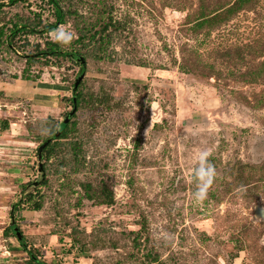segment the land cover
<instances>
[{"label": "rangeland", "instance_id": "rangeland-1", "mask_svg": "<svg viewBox=\"0 0 264 264\" xmlns=\"http://www.w3.org/2000/svg\"><path fill=\"white\" fill-rule=\"evenodd\" d=\"M56 1L69 46L48 0H0L4 264H264V0Z\"/></svg>", "mask_w": 264, "mask_h": 264}, {"label": "clouds", "instance_id": "clouds-1", "mask_svg": "<svg viewBox=\"0 0 264 264\" xmlns=\"http://www.w3.org/2000/svg\"><path fill=\"white\" fill-rule=\"evenodd\" d=\"M50 35L53 41L62 46H69L73 40L78 38L77 33L70 25H60L53 29ZM210 156L211 151L209 149L200 150L192 169V176L196 182L193 197L199 202L208 197L209 190L217 176L216 168L209 159Z\"/></svg>", "mask_w": 264, "mask_h": 264}, {"label": "trees", "instance_id": "trees-1", "mask_svg": "<svg viewBox=\"0 0 264 264\" xmlns=\"http://www.w3.org/2000/svg\"><path fill=\"white\" fill-rule=\"evenodd\" d=\"M9 1H10V3H15L17 0H9ZM48 2L52 6V9H53V12H54L55 21L53 23H51V24H48L47 26H44L43 30H41V31H36V30H29V31H31V32H35L36 31V33H39V32H42V31H44V32H50L53 29H55L58 25H60V24L63 23L65 13L62 11V9L59 6L58 2L56 0H48ZM0 5H2V4H0ZM231 9H233V8H231ZM198 25H200V24H197V26ZM27 27H28L27 25H23V26L14 25L13 29L11 30V33L13 34L15 32H21L23 30H26ZM43 53L46 54L47 52H43ZM48 53L49 54H52V55H54V54L62 55L63 54V52H57L55 50H51ZM64 56H71V54L64 53ZM74 57H75V60H78V62H80V65L82 66V69H83V66H84V59H83V57H81V56H79L77 54H74ZM182 72L186 73V72H188V70L186 68H182ZM78 86L75 87L73 85V87H72L73 95H74L73 101H72L73 105L74 104L77 105V103H78V98H79V95H80L79 92H77ZM57 126H58L57 127V130L53 133V139H61V138H64L66 136V129L68 127V121H66L64 119ZM35 207H36L35 209L37 210L38 209V206H35ZM12 225L13 224L11 223L9 225V228H11ZM17 231H18V229H17ZM14 236L17 237V233ZM20 239L23 240V244L20 243ZM18 240H19L20 245L24 248V250L28 253V255L31 254L30 251H31V248H32L33 244H31L30 246H28L24 242V236H20V238H18ZM27 249H28V251H27ZM30 261H31V263H36V264H46V263H43V262H38L37 259L32 254H31V257H30Z\"/></svg>", "mask_w": 264, "mask_h": 264}, {"label": "water", "instance_id": "water-1", "mask_svg": "<svg viewBox=\"0 0 264 264\" xmlns=\"http://www.w3.org/2000/svg\"><path fill=\"white\" fill-rule=\"evenodd\" d=\"M83 62V61H82ZM83 75H79L78 78L76 79L75 83H74V86L77 87L79 85V82L81 81ZM75 109H76V106L74 105L73 106V109L72 111L68 112L66 114V117H65V120L66 121H69L70 117L75 113ZM50 142V140H46L44 141L37 149V152H38V158L41 159L42 157V150L47 146V144ZM262 215H264V212L261 213ZM20 233L17 231V238H20Z\"/></svg>", "mask_w": 264, "mask_h": 264}, {"label": "crops", "instance_id": "crops-1", "mask_svg": "<svg viewBox=\"0 0 264 264\" xmlns=\"http://www.w3.org/2000/svg\"><path fill=\"white\" fill-rule=\"evenodd\" d=\"M24 87H25V86H24ZM29 91H30V92H26V93L30 94L31 96H42V97H44V98H43V99H44L43 102H44L45 104H47L48 101L51 100V98H49V99L46 98V97H48V96H46V95H44V94L42 95V94H36V93H35V92H38V91H41L40 93H45V91H42V90H39V89H35V88H34V89H29ZM49 91H50V90H49ZM50 93H52V92H49V94H50ZM36 99H37V98H36Z\"/></svg>", "mask_w": 264, "mask_h": 264}, {"label": "built area", "instance_id": "built-area-1", "mask_svg": "<svg viewBox=\"0 0 264 264\" xmlns=\"http://www.w3.org/2000/svg\"><path fill=\"white\" fill-rule=\"evenodd\" d=\"M5 253L7 254V253H9V252L5 251V252H3V253L0 254V264H4V261H3V258H2V257H4L3 255H4Z\"/></svg>", "mask_w": 264, "mask_h": 264}]
</instances>
